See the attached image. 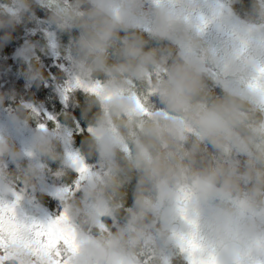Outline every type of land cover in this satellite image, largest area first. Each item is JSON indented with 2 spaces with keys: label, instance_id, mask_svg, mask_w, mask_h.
I'll list each match as a JSON object with an SVG mask.
<instances>
[{
  "label": "clouds",
  "instance_id": "9594fccd",
  "mask_svg": "<svg viewBox=\"0 0 264 264\" xmlns=\"http://www.w3.org/2000/svg\"><path fill=\"white\" fill-rule=\"evenodd\" d=\"M40 10L16 56L64 109L0 90V264H264V0H0V48ZM49 174L62 255L24 227Z\"/></svg>",
  "mask_w": 264,
  "mask_h": 264
},
{
  "label": "trees",
  "instance_id": "16d2710c",
  "mask_svg": "<svg viewBox=\"0 0 264 264\" xmlns=\"http://www.w3.org/2000/svg\"><path fill=\"white\" fill-rule=\"evenodd\" d=\"M41 11L45 16L46 13L43 10ZM31 32V27L26 24L17 27L13 34V39L0 48V68L2 70L0 79L6 77V80L0 89H3L2 91L8 92L14 90L20 95L25 96H33L34 94L33 98L36 100V102L42 104L49 113H61L64 109V104L56 92L54 84L50 82L48 86H41L38 89L35 88V86H33L31 89L25 87L26 80L21 72V61L16 56L17 49L20 48L27 39L39 41L41 45L47 44L45 36L42 33L33 34ZM57 36L60 42L64 44L68 43V34L58 33ZM41 58L47 69L52 72L54 76L59 74V58L57 56L51 54L49 49H46L44 53H41ZM79 98L82 102L83 97L81 96ZM80 114V109L77 108L75 110V115L79 117ZM33 126L35 125L33 124ZM81 139L82 137L78 136L76 138V143L79 144ZM52 167L54 169L56 164H53ZM36 199L43 207H46L50 211H54V209L60 207V203L57 200L45 193L38 192L36 194ZM129 203H131L130 200Z\"/></svg>",
  "mask_w": 264,
  "mask_h": 264
},
{
  "label": "snow or ice",
  "instance_id": "6c2138e0",
  "mask_svg": "<svg viewBox=\"0 0 264 264\" xmlns=\"http://www.w3.org/2000/svg\"><path fill=\"white\" fill-rule=\"evenodd\" d=\"M50 115L54 116L52 113ZM13 210L14 205L11 204L0 206V250L4 247L5 230H7L9 236H15L17 225L8 216V212ZM66 219V214L57 211L46 220L25 223L24 227L27 229V236L30 239L36 237L45 247L54 248L59 255H62L59 246L70 244V240L67 239V235L70 233L68 232V226L64 223ZM2 260L3 257H0V262Z\"/></svg>",
  "mask_w": 264,
  "mask_h": 264
},
{
  "label": "rangeland",
  "instance_id": "374dc122",
  "mask_svg": "<svg viewBox=\"0 0 264 264\" xmlns=\"http://www.w3.org/2000/svg\"><path fill=\"white\" fill-rule=\"evenodd\" d=\"M38 16L41 18L39 21H31V22L26 23V25L31 27V29H33V28L39 29V26L43 23V18L45 16H44V13L41 10L38 11ZM31 33H33V32H31ZM38 33H42L45 36V39H46V41L48 43L47 36L42 30H37L33 34H38ZM57 39L59 40L58 36H57ZM49 50H50L51 54L55 55V53L51 49H49ZM0 67H1V65H0ZM1 74H2V70L0 68V77H1ZM5 80H6V77H3L2 79H0V87L3 86L2 84L5 82ZM0 90H3V89H0ZM8 123H10V121H9V117H8L7 111L0 112V126H3V125L8 124ZM21 140L23 142H26L27 141V134L22 136ZM9 167H10V169L14 168V164H10ZM60 183H61L60 180H58L55 176L49 174L48 177H47V185H46L48 190L46 192H42V193H45V194L49 195L50 197H52L53 199H55V200H57L59 202L58 198L54 195V192H55V189L59 186ZM59 208L54 209V211H50L46 207H43L37 201V199L32 200V201H27L26 200L23 203L22 214H27L30 217H33L35 219L43 221V220L48 219L50 216L54 215L59 210Z\"/></svg>",
  "mask_w": 264,
  "mask_h": 264
}]
</instances>
